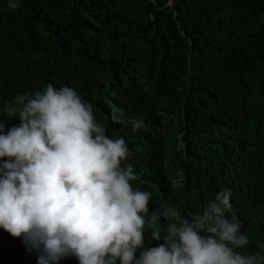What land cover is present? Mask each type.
I'll return each instance as SVG.
<instances>
[{
	"label": "trees",
	"instance_id": "16d2710c",
	"mask_svg": "<svg viewBox=\"0 0 264 264\" xmlns=\"http://www.w3.org/2000/svg\"><path fill=\"white\" fill-rule=\"evenodd\" d=\"M0 0L3 101L51 83L74 88L123 136L149 191L146 243L160 203L196 214L230 189L248 254L264 240V0ZM113 109L142 127L114 124ZM19 124L8 120L7 127ZM162 242V241H161ZM156 243L153 241V244ZM0 264H36L0 229ZM58 264H78L66 257Z\"/></svg>",
	"mask_w": 264,
	"mask_h": 264
},
{
	"label": "clouds",
	"instance_id": "9594fccd",
	"mask_svg": "<svg viewBox=\"0 0 264 264\" xmlns=\"http://www.w3.org/2000/svg\"><path fill=\"white\" fill-rule=\"evenodd\" d=\"M2 111L0 229L20 237L36 264L66 257L78 264H264V240L256 241L259 251L246 250L230 189L196 214L158 204L152 217L160 226L146 243L152 194L132 186L138 176L124 137L108 133L74 88L49 83L4 100ZM13 117L19 124L5 131ZM109 118L133 131L143 125L117 109Z\"/></svg>",
	"mask_w": 264,
	"mask_h": 264
},
{
	"label": "water",
	"instance_id": "95a60500",
	"mask_svg": "<svg viewBox=\"0 0 264 264\" xmlns=\"http://www.w3.org/2000/svg\"><path fill=\"white\" fill-rule=\"evenodd\" d=\"M172 0H170V3H171Z\"/></svg>",
	"mask_w": 264,
	"mask_h": 264
}]
</instances>
